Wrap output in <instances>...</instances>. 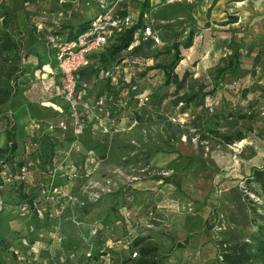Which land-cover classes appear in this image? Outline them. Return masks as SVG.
Here are the masks:
<instances>
[{
    "label": "rangeland",
    "instance_id": "rangeland-1",
    "mask_svg": "<svg viewBox=\"0 0 264 264\" xmlns=\"http://www.w3.org/2000/svg\"><path fill=\"white\" fill-rule=\"evenodd\" d=\"M93 1L99 9L101 2L110 0ZM207 1L149 0L143 21L158 31L161 42L164 26L183 38ZM240 2L236 7L245 4L237 5ZM229 7L226 4L225 11ZM230 13L227 18L239 16L233 10ZM214 24L215 29L220 27V23ZM139 46L141 49L135 52ZM245 46L244 64L254 54L251 69L226 76V84L207 94L203 102L176 105L174 84H166L161 70L153 68L170 61L171 55L164 51L166 44L146 45L137 29L131 44L113 58L116 80L94 76L92 70L77 73L78 80L87 84L85 101L92 119L79 134L72 133L69 122L65 129L56 126L66 118L67 109L63 98L51 90V84L59 78L57 74V80L52 78L50 59L46 61L44 52H40L38 58L23 62L26 73L19 81L26 84L18 86L13 98L0 97V128L4 126L2 114L14 117L16 107H22L19 104L25 101L33 104L35 121H47L56 127L53 133H47L49 137L40 133L32 139L21 131L17 133L25 166L21 182L16 171L7 167L0 171V175L16 174L3 178L0 187V206L13 203L12 208L0 209V232L19 236L10 249L0 251V264H107L122 260L131 264L127 260L130 253L138 252L128 232L131 227L134 234L146 236L157 246L160 264H194L198 257L200 264H225L218 259L219 246L240 241H247L254 254L248 264H264V255L256 254L257 229L248 211L251 204L264 214V196L257 184L246 180L254 167L264 164V86L252 83L264 71V42ZM254 46L258 48L253 50ZM229 49L231 46L228 54L232 55L234 48ZM191 61L185 66L180 61L174 71L188 65L193 69ZM215 67L203 68L197 82L189 77L190 88L210 89ZM253 73V79L247 80ZM242 79L247 82L230 83ZM97 97L112 104L115 122L108 125V132L98 124L102 116L94 106ZM140 97L147 98L144 104H139ZM209 129L242 138L224 143ZM4 143V133H0V148ZM60 162L65 169L71 164L76 169L86 164L92 173L68 177L53 170ZM148 185L153 188L145 187ZM17 193L25 202L40 195L45 202V196L52 197L59 212L46 202L43 209L17 213ZM147 213L154 228L136 222ZM112 215L117 219L112 220ZM52 221L55 229L51 228ZM94 227L103 234L95 236ZM106 237L110 238V248L100 254L94 246L105 243ZM185 237H189L186 247H177Z\"/></svg>",
    "mask_w": 264,
    "mask_h": 264
},
{
    "label": "trees",
    "instance_id": "trees-1",
    "mask_svg": "<svg viewBox=\"0 0 264 264\" xmlns=\"http://www.w3.org/2000/svg\"><path fill=\"white\" fill-rule=\"evenodd\" d=\"M129 3L132 9V12L134 13V16L132 18V25L128 29H126L124 32L116 35L113 41L110 43V46L105 51L97 52L92 55V57L95 58L97 61L96 66L88 67L89 69L83 67V68L78 69L75 72V79L77 82V86L79 89L84 90V100L86 96L85 89L87 87V84L78 80L77 73L85 72L87 70H92L94 76H99V77H103V78L111 80V78L106 77L104 73L107 70L114 71L116 64L111 66L114 56H116V54H118L120 51L127 48L131 44V42L134 40V34L137 31V29L138 30L140 29V32L142 34V28L144 24L149 23V22L143 21V17L145 16L144 10L147 8L149 4V0H135V1H130ZM124 5H126V0H123L122 6ZM98 12H99V9H98ZM118 12L123 13L122 10H119ZM94 17L86 19L83 23H80L78 27L75 29V31L73 33L71 32L69 36L67 37H61L57 35L56 33H54L53 31H48L47 33L40 36L38 40L41 41L42 43L43 52H44V55L46 56V61L50 54L49 50L46 47L47 37H51V38L58 39V40L73 39L75 36H77L80 33H83L89 27L90 22ZM168 28L169 26H164L163 28H161V37L163 39L162 42H170L168 45H166L164 51L171 55V59L168 63H157L154 65L153 68L161 70L162 74L165 77L166 84H169V83L174 84L175 99L173 102L176 105L189 104V103L196 102V101L203 102L207 94H210L211 92L215 90H218L219 88H221V85L226 84V81H225L226 76H230V75L234 76L235 74H240L238 70L241 64V60H240L241 55L243 54L241 51V48L244 46L243 44L242 45L240 44V42H242L241 39H240V42L239 40H237V42H230L229 45L226 46L227 50L225 51V55L219 58L220 61L216 64L217 67L214 68L215 77L213 79V83H211L210 89L204 90L203 87H200V86L196 87L195 85H192L191 86L192 88H190V85L189 83H187V81L189 77H193L194 66L196 65V62L198 59L192 61V63L190 64V65H193V69H191L190 66L188 65L184 67L180 72H177L174 70L178 66L179 62L183 59V51L189 49L193 45V40L195 36L197 35L196 33L197 28L192 25L189 26V29L187 30V33L183 38H181L180 33L170 31ZM33 29L31 27V30H33V32L34 31L39 32L41 30V27H37V24H33ZM153 29L156 30L154 27ZM15 33L17 34V36L14 39L11 36V34H14V33L9 34L7 31H4L3 29L0 30V56H1L0 97L2 99H5L6 97L13 98L15 96L17 92V88L20 85L19 79L22 75L26 73V70L22 68V64L23 62L29 59V51H26L25 48H27L29 44L32 43V41H30L29 39L27 40V42L22 40V35H20L19 30L17 29ZM144 41H146V45L148 46H150L151 44H154L150 39H147ZM230 46H231V49L234 48L232 50L233 51L232 55L228 54V48ZM140 49H141V46L136 47L134 51L138 52ZM231 49L229 50L231 51ZM201 50L203 52V48ZM199 56L200 54L197 57ZM226 56H227V59L225 62L224 60ZM36 58L38 57L36 56L34 59ZM50 62H54V61L50 59ZM55 74H57L56 76L58 77V73H55ZM58 81L59 79L55 81L54 83H57ZM193 81L197 82L198 79H194L193 77ZM232 81H230V83H232ZM83 84H85V86H83ZM182 89H185V91H183L182 93H179V91ZM98 98L100 97H97L94 100V106L96 108L97 114L99 116H102L101 118H103L104 116L103 113L99 112L95 104V101ZM140 99L141 97L139 98V104H144L145 101L141 102ZM1 102L3 101L0 99V103ZM104 104H105V109L108 111V114L110 117V121H108L105 124L107 130H109L108 125L112 126L113 122H115V118L111 113L112 104L108 105L105 101H104ZM89 112L88 114H84V113L80 114V120H82L84 124V129L86 128L87 124H89V122L92 121L91 115L89 114ZM2 115L4 117V126L2 130L5 136V143L3 147L0 148V171H2L4 167H7L9 171L11 172L16 171L17 175L15 173H6V174L3 173V175H0V187H1V184L4 183L3 178L9 179L16 175L19 181L21 182V180H23L25 177L24 175L22 179L19 178V169L21 166H24V165L22 164V159H21L22 157H20L19 155L20 154V145H19L20 143L19 142H22V141L20 138H18L17 133L21 131L22 133H25L27 136L31 137L32 139H34V137H38L39 133H46V136L48 137H49V134L47 133H53V129L48 130L46 128V125L49 124L50 122L43 121L41 122V129L34 130L31 128H26L27 124L20 127V125H18V123L15 121L14 117L10 115V113L8 114L3 113ZM64 120L66 122H69V119L67 118V113H66V118ZM84 129L82 133H84ZM209 131L214 132L213 133L214 136L220 138L224 143H230L235 139L242 138L241 135L234 136L229 133H219L217 130H213V129H209ZM48 156L50 157V155ZM6 163H8V166H5ZM246 180H249V183L253 182L257 184L261 190V194L264 196V164L254 167L251 171V176L249 178H246ZM30 193H32V191H30ZM16 196H17L18 201L15 203V205L17 204L15 210H17V207L19 205L24 204L27 207V211L25 213H28L30 211H35L37 207L43 209L44 203L50 202L49 200H46L45 202L41 195L39 198L31 199L28 202L21 201L19 198L20 195H18V193L16 194ZM22 196L25 197L26 195L22 194ZM12 204L13 203H9L7 204V206L6 204H3V207L0 206V209H4V206L8 208H12L13 207ZM50 205H51V202H50ZM52 207L54 209V212L57 211L54 206ZM249 210H250V221L252 225L255 226L257 229L256 230L257 235L255 237L256 238L255 239L256 240V254L264 255V214L258 213L256 209L251 206V204H249ZM149 215L150 214L147 213L145 215L146 216L145 218L138 219L140 221H136V222L137 223L139 222L152 223L153 222L152 218L151 216L149 217ZM116 219H117V215H112V220H116ZM259 220H261L262 222L259 223L258 222ZM100 234H103V233L96 231L95 236H98ZM129 235H132V238H133L132 244L135 247H137L138 252H139V255L136 259L130 258V255H129L127 260L131 261V264H160V258L157 255L158 248L154 243L149 241L146 236L134 234L133 232ZM16 237H19V236L17 234L16 235L12 234V232L9 235H3L0 232V251H7L8 249H10L12 246L13 240H15ZM108 240H110V238L106 237L105 243H103V241L101 242V244L97 243L94 246L95 250L99 252L100 254H105L110 248L109 244L107 243ZM188 243H189V237H185L183 243L178 244L177 247L184 248L186 247ZM249 248H250V245L247 241H240L236 243H226V247L222 251V261L225 264H248L250 259L254 257V254L250 251ZM121 263L123 264L124 260H122Z\"/></svg>",
    "mask_w": 264,
    "mask_h": 264
},
{
    "label": "crops",
    "instance_id": "crops-1",
    "mask_svg": "<svg viewBox=\"0 0 264 264\" xmlns=\"http://www.w3.org/2000/svg\"><path fill=\"white\" fill-rule=\"evenodd\" d=\"M240 1L245 2V4L242 7H236V2ZM242 2L237 5L242 4ZM226 4L231 6L227 11L224 9ZM231 10L239 14L238 18L230 17L229 15L227 18V14H231ZM97 13L98 7L96 6V1L94 2L93 0H0V30L3 29L9 34L14 33L11 36L15 39L17 29L22 35V40L25 42L28 39L32 41L28 47L26 45L27 51H29L28 60H32L37 56V53L43 52L42 43L38 40L40 36L48 31H53L61 37H67L71 32L75 31L80 23L94 17ZM198 13V18L196 17L194 25L197 28V35L193 40V45L183 51V59L181 60L185 66L191 61L190 58L192 61L198 59L194 67L193 77H197L200 71L205 70L203 68L216 65L219 62V58L225 55L226 46L230 42H237V40L240 42V39L242 41L240 42L241 45H250L256 41L264 42V0H208ZM214 21L220 23L219 28L215 29L214 26L217 25L214 24ZM33 24H37L38 27H41V30L33 32ZM31 27L33 30H31ZM208 36L209 39L206 40ZM143 40H145L144 37ZM163 43L168 45L170 42ZM246 47L243 46L241 48L243 54L241 55V64L238 70L240 73L247 68L251 69L253 66V53L248 56L250 60L244 64V56H247L245 55ZM256 48L258 47L254 46L253 50ZM199 54L200 56L196 57ZM92 55L89 56V66L85 68L96 66L97 61H95L96 64L91 63L92 60H96ZM50 63L52 64L48 67L52 70V78L56 80L55 72L57 73V70L55 64L54 62ZM255 75L253 73L247 80L253 79ZM247 80L242 79L239 82L234 80L232 83L239 85L247 82ZM25 82V80L21 81L19 86L26 84ZM252 83L264 86V71L259 73ZM21 100L23 101V99ZM19 105L22 107H16L14 117L21 127L28 124L30 120H34L32 116H34L35 111L32 109L33 104L28 101H25L23 105ZM0 133H4L2 128H0ZM145 187L153 188L152 185ZM51 228H56L55 221L51 222ZM198 244L199 242L195 245L193 244V246L198 247ZM166 257L168 256L166 255ZM192 260H195L194 256ZM199 260L200 258L198 257L194 264H200Z\"/></svg>",
    "mask_w": 264,
    "mask_h": 264
},
{
    "label": "built area",
    "instance_id": "built-area-1",
    "mask_svg": "<svg viewBox=\"0 0 264 264\" xmlns=\"http://www.w3.org/2000/svg\"><path fill=\"white\" fill-rule=\"evenodd\" d=\"M130 1L126 0V5L122 6L123 0H110L109 2H101L99 12L91 20L89 27L83 32L75 36L70 40H58L51 37H47L46 47L49 50V59L54 61L55 68L58 73L59 82L51 84V90L53 94L60 96L66 103L67 118L69 119V125L71 126L72 133L79 134L83 132L84 124L80 120V114H88L89 108L87 102L84 100V90L79 89L75 79V72L83 67L89 66V56L101 52L104 47L108 46L114 39V37L132 25V18L134 13L130 7ZM181 1V0H167ZM122 10L123 13L118 11ZM38 27V26H37ZM142 35L145 40L150 39L154 44H162L159 34L149 23H145L142 28ZM93 52V53H91ZM104 75L110 77L111 80H116L117 66L114 71H105ZM85 86V84H83ZM146 97H141L140 101H146ZM95 104L99 112L103 113V118L98 121V124L103 127L105 131H108L105 124L110 121L108 111L105 109L104 100L102 97L95 101ZM89 117V116H88ZM57 127L65 129L67 122L64 119H60L57 122ZM52 124H47L48 130L56 127ZM26 128L34 130L41 129V122L30 120L26 125ZM40 134V133H39ZM58 172L66 174L68 177L76 178L80 175H90L92 171L86 164L79 166L76 169L72 164L68 165L67 169L60 162L56 163L53 168ZM25 175V166H21L19 169V178H23ZM56 188H54L55 190ZM43 198V195H41ZM45 200L51 202V207L54 206L53 198L45 196ZM53 208V207H52ZM17 212L25 213L27 211L26 205L22 204L17 207ZM56 213L59 210L55 211ZM144 228H154V224L150 222L144 223ZM133 228L129 231V234L133 232ZM93 232L97 231V227L92 229ZM226 243L219 246L218 259L222 261V251L225 249ZM90 255L89 253L87 254ZM138 257V252L134 250L130 254V258L134 259ZM98 264V263H94ZM107 264H122L121 262H109Z\"/></svg>",
    "mask_w": 264,
    "mask_h": 264
}]
</instances>
